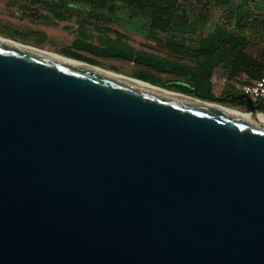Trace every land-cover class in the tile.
<instances>
[{"label": "water", "instance_id": "1", "mask_svg": "<svg viewBox=\"0 0 264 264\" xmlns=\"http://www.w3.org/2000/svg\"><path fill=\"white\" fill-rule=\"evenodd\" d=\"M229 99L0 42V264H264V124Z\"/></svg>", "mask_w": 264, "mask_h": 264}, {"label": "trees", "instance_id": "2", "mask_svg": "<svg viewBox=\"0 0 264 264\" xmlns=\"http://www.w3.org/2000/svg\"><path fill=\"white\" fill-rule=\"evenodd\" d=\"M239 1L241 2L233 8L228 6L229 0H69L68 2L81 3L87 8L106 9L111 15L114 14L118 3L144 14L151 37L166 50L190 60V64L143 52H125L90 44L82 47L105 57L125 59L159 74L173 76L174 80L161 84L168 90L205 101L216 99L217 103L226 105L232 103L229 96L233 93L216 98L211 92L210 78L215 68H224L231 76L243 72L251 79L264 75V48L257 57L253 58L245 52L248 41L234 34L235 30L240 29L264 31V22H258L248 13H243L241 10L243 0ZM198 3H201V7L194 14ZM213 8H217L219 14L215 20H210ZM222 24L231 26L233 30L222 28ZM193 38L195 41L191 44L188 39L193 41ZM70 57L95 64L78 55ZM132 77L153 85L159 83L150 72H136ZM257 104L259 112L264 113V101Z\"/></svg>", "mask_w": 264, "mask_h": 264}, {"label": "rangeland", "instance_id": "3", "mask_svg": "<svg viewBox=\"0 0 264 264\" xmlns=\"http://www.w3.org/2000/svg\"><path fill=\"white\" fill-rule=\"evenodd\" d=\"M68 1L0 0V36L67 57L78 55L95 63L93 65L129 77L136 72H150L159 82L155 86L161 88H164L161 84L175 78L134 65L125 59L105 57L99 53L90 52L82 45L90 44L99 48H114L125 52H143L190 64V60L166 50L162 44L151 37L144 14L117 3L115 12L111 15L106 9L87 8L81 3L75 4ZM240 2L229 0L228 6L233 8ZM242 2L243 13H248L258 22H264V0H243ZM200 7L201 3H198L194 14ZM218 14L217 8H213L210 20H215ZM221 27L233 30L231 26L227 27L224 24ZM234 34L248 41L245 52L249 56L257 57L264 48L263 30L240 29L235 30ZM188 41L192 44L195 38L193 41L190 39ZM226 106H232V104L227 103Z\"/></svg>", "mask_w": 264, "mask_h": 264}, {"label": "bare ground", "instance_id": "4", "mask_svg": "<svg viewBox=\"0 0 264 264\" xmlns=\"http://www.w3.org/2000/svg\"><path fill=\"white\" fill-rule=\"evenodd\" d=\"M0 42L4 43V44H7V45H10V46L17 47V48H22V49L28 50L30 52L41 54V55L47 56V57H49L51 59L58 60V61H61V62L67 63V64H71V65H74V66L86 68V69L92 70L94 72H99L101 74H105V75L117 78V79L122 80L124 82H127V83H129L131 85H134V86L146 89V90H150V91L155 92V93L164 94L166 96H170V97H173V98H176V99H181V100H187V101H191V102H195V103H200V104H203L205 106L213 107V108H216L218 110H222V111H225L227 113H230V114H233V115H236V116H241V117H244V118H248V116H249L248 114H245V112H240V111H238V110H236L234 108H231V107H228V106H225V105H219L217 103H213L211 101H205V100L199 101L198 98H196V97H192V96L188 97V96H186V95H184L182 93L179 94L178 92H174V91H171V90H168V89H165V88H161V87L155 86L153 84H150L149 82H145V81L139 80L137 78L129 77V76H126V75H123V74H119V73H115V72H112V71H108V70H105V69H103V68H101L99 66L92 65V64L83 62L81 60H77V59H74V58H71V57H67V56H64V55H61V54H57V53L49 51V50L39 49V48L30 46V45L21 44V43H19L17 41L11 40V39L3 37V36H0ZM256 119L260 123L264 124V114H262V113L258 114Z\"/></svg>", "mask_w": 264, "mask_h": 264}, {"label": "crops", "instance_id": "5", "mask_svg": "<svg viewBox=\"0 0 264 264\" xmlns=\"http://www.w3.org/2000/svg\"><path fill=\"white\" fill-rule=\"evenodd\" d=\"M249 80H252V79L248 78L243 72H239L237 75L231 76L228 70L224 68H220V67L215 68L210 78L211 92L216 98H220L227 93L237 94L235 93V90H234L235 86L244 84L248 82ZM231 104L232 106H228V107L234 108L240 112H245L244 107L240 105L239 103L232 102Z\"/></svg>", "mask_w": 264, "mask_h": 264}, {"label": "built area", "instance_id": "6", "mask_svg": "<svg viewBox=\"0 0 264 264\" xmlns=\"http://www.w3.org/2000/svg\"><path fill=\"white\" fill-rule=\"evenodd\" d=\"M235 92L244 94L251 102L257 104L264 101V75L235 86Z\"/></svg>", "mask_w": 264, "mask_h": 264}]
</instances>
